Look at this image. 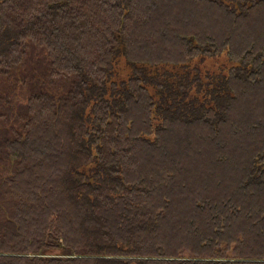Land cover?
<instances>
[{"label": "trees", "instance_id": "obj_1", "mask_svg": "<svg viewBox=\"0 0 264 264\" xmlns=\"http://www.w3.org/2000/svg\"><path fill=\"white\" fill-rule=\"evenodd\" d=\"M0 34V264H264V0H0Z\"/></svg>", "mask_w": 264, "mask_h": 264}, {"label": "bare ground", "instance_id": "obj_2", "mask_svg": "<svg viewBox=\"0 0 264 264\" xmlns=\"http://www.w3.org/2000/svg\"><path fill=\"white\" fill-rule=\"evenodd\" d=\"M143 11H144V10H143ZM11 17H12V16H11ZM13 17H14V19L16 18L15 16H13ZM108 17H109V16H108ZM14 19H13V20H14ZM9 20H10V19H9ZM10 21H11V20H10ZM14 21H15V20H14ZM109 21H110V20H109ZM12 22H13V21H12ZM7 23H10V22H7ZM1 24H2V23H1ZM3 24H4V23H3ZM5 24H6V23H5ZM7 25H8V24H7ZM2 27H3V26H2ZM10 27H11V26H10ZM11 28H12V27H11ZM4 29H5V28H4ZM8 30H9V29H8ZM8 32H9V31H8ZM3 33H6V32L3 31ZM10 33H11V32H9V34H10ZM17 33H18V32H17ZM18 34H19V33H18ZM0 35H1V34H0ZM4 35H5V34H4ZM7 35H8V34H7ZM1 36H3V35H1ZM15 36L17 37V35H15ZM4 37H5V36H4ZM16 37H15V39H16ZM18 37H19V36H18ZM18 37H17V39H18ZM0 38H1V37H0ZM6 38H8V37H6ZM9 38H10V35H9ZM2 39H3V38H2ZM92 39H93V38H92ZM99 39H100V38H99ZM3 40H4V39H3ZM6 40H7V39H6ZM6 40H4V41H6ZM90 40H91V38H90ZM11 41H12V40H11ZM103 41H104V40H103ZM98 42H99V41H98ZM82 43H83V42H82ZM115 43H116V42H115ZM115 43H114V44H115ZM114 46H115V45H114ZM63 47H64V46H63ZM96 48H98V47H96ZM168 49H169V48H168ZM100 52H102V51H100ZM68 57H69V56H68ZM108 57H109V55H108ZM122 57H123V56H122ZM84 58H86V57H84ZM119 58H120V56H119ZM91 60H92V59H91ZM92 61H93V60H92ZM114 61H115V60H114ZM21 62H22V61H21ZM87 62H88V60H87ZM103 62H104V61H103ZM107 62H108V61H107ZM115 62H116V61H115ZM93 65H94V64H93ZM113 65H115V63H114ZM113 65H112V67H114ZM51 67H52V66H51ZM115 68H116V67H115ZM115 68H114V69H115ZM95 71H96V70H95ZM114 73H115V72H114ZM71 75H72V74H71ZM79 78H80V77H79ZM91 79H92V78H91ZM147 79H148V78H147ZM180 79H181V78H180ZM146 81H147V80H146ZM148 81H149V80H148ZM148 81H147V82H148ZM149 82H150V81H149ZM172 83H173V82H172ZM175 84H176V83H175ZM161 89H162V88H161ZM79 93H80V92H79ZM73 95H74V94H73ZM73 97H74V96H73ZM84 98H86V97H84ZM89 98H90V96H89ZM41 100H43V99H41ZM74 100H76V99H74ZM82 100H83V102H84L85 99H82ZM82 100H81V101H82ZM77 101H78V99H77ZM46 102H47V101H46ZM75 102H76V101H75ZM49 103H50V102H49ZM45 104H46V103H45ZM63 104H64V103H63ZM63 104H62V105H63ZM67 104H69V103L67 102ZM83 104H84V103H83ZM85 104H86V103H85ZM85 104H84V105H85ZM51 106H52V105H51ZM70 106H72V105H70ZM70 106H69V107H70ZM76 106H77V105H76ZM49 107H50V105H48V108H49ZM51 108H52V107H51ZM62 108H63V107H62ZM67 108H68V107H67ZM73 108H74V110H73V112H74L76 109H75L74 106H73ZM73 108H72V109H73ZM46 109H47V108H45V110H46ZM59 109H60V107H59ZM63 110H64V109H63ZM63 110H62V111H63ZM69 110H70V109H69ZM60 112H61V110H60ZM69 112H70V111H69ZM69 112H68V113H69ZM41 113H42V112H41ZM51 113H53V112H51ZM51 113L49 112V114H51ZM68 113H67V114H68ZM74 113H75V112H74ZM74 113H72V115H74ZM192 113H193V112H192ZM49 114H48V115H49ZM63 114H64V112H63ZM65 114H66V113H65ZM133 114H134V113H133ZM133 114H132V115H133ZM43 115H45V114H42V116H43ZM53 115H54V114H53ZM127 115H129V114H127ZM130 115H131V114H130ZM130 115H129V116H130ZM132 115H131V116H132ZM195 115H197V114H195ZM49 116H50V115H49ZM68 116H69V115H68ZM74 116H75V115H74ZM131 116H130V117H131ZM46 117H47V116H46ZM53 117H56V115H54ZM66 117H67V116H66ZM70 117H71V116H70ZM70 117H69V118H70ZM99 117H100V116H99ZM127 117H128V116H127ZM36 118H37V117H36ZM36 118H35V119H36ZM43 118H45V117H43ZM103 118H104V117H103ZM103 118H102V119H103ZM57 119H58V117H57ZM72 119H73V117H72ZM72 119H71V120H72ZM130 119H134V117H132V118H130ZM188 119H189V118H188ZM36 120H37V119H36ZM40 120H42V119H40ZM40 120H39V121H40ZM98 120H99V119H98ZM191 120H192V119H191ZM191 120H190V123H191ZM45 121H46V119L43 120V122H45ZM67 121H68V120H67ZM72 121H73V120H72ZM95 121H96V120H95ZM103 121L105 122V120H103ZM124 121H125V120H124ZM174 121H175V120H174ZM176 121H177V120H176ZM50 122H51V121H50ZM65 122H66V121H65ZM113 122H114V121H113ZM113 122H112V124H113ZM188 122H189V121H188ZM193 122H195V120H194ZM101 123H102V120H101ZM105 123H106V122H105ZM105 123H102V124L104 125ZM127 123H128V121H127ZM174 123H175V122H174ZM174 123H173V124H174ZM186 123H187V121H186ZM190 123H189V124H190ZM116 124L119 125V124H121V123L118 124V123L116 122ZM116 124H115V125H116ZM191 124H193V123H191ZM191 124H190V125H191ZM69 125H70V124H69ZM117 125H116V126H117ZM124 125L126 126L127 124H124ZM186 125H187V124H186ZM48 126H49V125H48ZM54 126H55V125H54ZM62 126L64 127V124H63ZM62 126H61V128L63 129ZM67 126H68V125H67ZM111 126H112V125H111ZM111 126H110V127H111ZM119 126H120V125H119ZM122 126H123V124H122ZM57 127H59V126H57ZM68 127H69V126H68ZM113 127H114V124H113ZM113 127H112V128H113ZM120 127H121V126H120ZM127 127H128V126H127ZM127 127H126V128H127ZM49 128H50V126H49ZM65 128H66V126L64 127V129H65ZM94 128H95V127H94ZM173 128H174V126H173ZM46 129H47V128H46ZM58 129H59V128H58ZM64 129H63L62 131H64ZM123 129H125L124 126H123ZM127 129H128V128H127ZM171 129H172V127H171ZM43 130H45V128H43ZM48 130H49V129H48ZM105 130H106V129H105ZM111 130L114 131V129H111ZM141 130H143V128H141ZM177 130H178V129H177ZM100 131H101V130H100ZM172 131H174V129H173ZM46 132H47V131H46ZM59 132H60V131H59ZM117 132H118V131H117ZM174 132H176V131H174ZM70 134H71V133H70ZM111 134H112V133H111ZM62 138H64V137L62 136ZM65 138H66V136H65ZM65 138H64V140H65ZM70 138H71V137H70ZM138 138H139V137H138ZM138 138H137V139H138ZM142 140H143V139H142ZM147 141H148V140H147ZM65 142H66V140H65ZM68 142H72V140H71V141L68 140ZM138 142H139V141H138ZM143 142H144V141H143ZM148 142H149V141H148ZM63 143H64V142H63ZM73 143H74V142H73ZM136 143H137V142H136ZM141 143H142V142H141ZM150 143H151V142H150ZM150 143H149V144H150ZM69 144H70V143H69ZM72 145H74V144H72ZM76 145H77V143H76ZM144 145H145V144L143 143V146H144ZM53 146H54V145H53ZM63 146H64V145H63ZM69 147H70V146H69ZM140 147H141V145H140ZM140 147H139V150H140ZM148 147H149V146H148ZM150 147H151V146H150ZM51 148H52V147H51ZM63 148H64V147H63ZM70 148H71V147H70ZM73 148H74V147H73ZM136 148H137V147H136ZM136 148H135V150L137 151L138 149H136ZM146 148H147V147H146ZM55 149H56V148H55ZM64 149H65V148H64ZM71 149H72V148H71ZM50 150H53V149H50ZM58 150H59V147H58L57 151H58ZM66 150H68V149H66ZM142 150H143V149H142ZM142 150H141V151H142ZM57 151H56V152H57ZM63 151H65V150H63ZM68 151H69V150H68ZM147 151H148V150H147ZM51 152H52V151H51ZM66 152H67V151H66ZM144 152H145V150H144ZM45 153H46V152H45ZM57 153H58V152H57ZM57 153H56V154H57ZM141 153H142V152H140V154H141ZM140 154H139V156H140ZM143 154H144V153H143ZM154 154H155V153H154ZM154 154H153V155H154ZM49 155L51 156V154H49ZM52 155H53V158L56 156L54 153H52ZM57 155H58V154H57ZM45 156H46V155L43 154V158H45ZM137 156H138V155H137ZM47 157H48V156H47ZM130 157H131V155H130ZM257 157H259V156H257ZM43 158H42V159H43ZM55 158H56V157H55ZM133 158H134V156H133ZM136 158H137V157H136ZM141 158H142V157H141ZM42 159H41V160H42ZM46 159H47V161H48V158H46ZM46 159H43V160L46 161ZM143 159H144V158H143ZM255 159H256V158H255ZM51 161H52V160H51ZM134 161H135V159H134ZM255 161H256V160H255ZM132 162H133V161H132ZM252 162H254L253 159H252ZM38 163H39V162H38ZM126 164H127V162H126ZM251 164H253V163H251ZM52 165H54V162H52ZM122 165H123V164H122ZM24 166H25V165H24ZM46 166H47V165H46ZM56 166H57V165H56ZM72 166H73V164H72ZM127 166H128V165H127ZM40 167H42V165H41ZM68 167H69V166H68ZM251 167H252V166H251ZM254 167H256V166H254ZM32 168H34V166H32ZM42 168H43V167H42ZM42 168H41V169H42ZM47 168H49V167H47ZM47 168H43V169L47 170ZM57 168H58V166H57ZM123 168H124V167H123ZM27 169H28V168H26V170H27ZM30 169H31V168H30ZM54 169H55V168H54ZM68 169H71V167H70V168H67V170H68ZM116 169H118V168H116ZM244 169H245V168H244ZM26 170H24V169L22 168V171H26ZM39 170H40V169H39ZM52 170H53V169H52ZM55 170H57V169H55ZM55 170H54V171H55ZM130 170H131V169H130ZM41 171H42V170H41ZM42 172L45 173V171H42ZM66 172H67V171H66ZM50 173H51V172H50ZM52 173H54V172H52ZM52 173H51V174H52ZM72 173H73V172H72ZM20 174H23V173L21 172ZM24 174H25V173H24ZM43 175H45V174H43ZM46 175H47V173H46ZM71 175H72V174H71ZM149 175H150V174H149ZM149 175H148V177H149ZM41 176H42V175H41ZM51 176H52V175H51ZM51 176H50V177H51ZM73 176H74V175H73ZM34 177H35V176H34ZM148 177H147V180H148ZM25 178H26V176H25ZM73 178H74V177H73ZM51 179H52V178H51ZM28 180H29V179H28ZM54 181H55V180H54ZM141 181H142V180H141ZM52 182H53V181H52ZM145 182H146V181H145ZM12 183H14V181H13ZM28 183H29V181H28ZM56 183H57V181H56ZM56 183H55V184H56ZM141 183H142V182H141ZM143 183H144V182H143ZM146 183H147V182H146ZM45 184H46V182H45ZM10 185H11V184H10ZM25 185H26V183H25ZM49 186H50V184H49ZM51 186H52V185H51ZM61 186H62V184H61ZM157 186H158V185H157ZM57 187H59V186H57ZM159 187H160V186H159ZM159 187H158V189H159ZM24 188L26 189L27 187H24ZM41 188H42V187H41ZM50 188H51V187H50ZM156 188H157V187H156ZM236 188H237V187H236ZM11 189H12V188H11ZM21 189H22V188H21ZM165 189H166V188H165ZM238 189H239V187H238ZM25 192H26V191H25ZM42 192H43V191H42ZM147 192H149V191H147ZM156 192H157V191H156ZM233 192H234V191H233ZM251 192H252V191H251ZM28 193H33V192L30 191V192H28ZM28 193L26 192V194H28ZM35 193H37V192H35ZM167 193H168V192H167ZM234 193H235V192H234ZM41 194H45V192H43V193H41ZM46 194H47V193H46ZM46 194H45V195H46ZM149 194H150V193H149ZM24 195H25V194H24ZM64 195H65V194H64ZM154 195H155V194H154ZM234 195H235V194H234ZM31 196H32V195H31ZM35 196H36V195H35ZM35 196H34V197H35ZM231 196H232V195H231ZM154 197L157 198L158 195H157V196H153L152 199H154ZM159 197L162 198L163 195H162V196H159ZM234 197L236 198V196H234ZM45 198H46V196H45ZM48 198H49V197H48ZM64 198H65V197H64ZM232 198H233V197H232ZM232 198H231V199H232ZM235 198H234V199H235ZM40 199H41V198H40ZM143 199H144V198H143ZM148 199H149V198H147V200H148ZM234 199H233V200H234ZM57 200H58V199H57ZM57 200H56V198H55V199H54V202H55V201L58 202ZM150 200H151V199H150ZM158 200H159V199H158ZM158 200H157V201H158ZM162 200H164V198H163ZM228 200H230V199H228ZM34 201H35V200H34ZM37 201H38V200H37ZM63 201H65V199H64V200L62 199V202H63ZM47 202H48V201H47ZM54 202H52V203L55 204ZM148 202H149V201H148ZM237 202H238V201H237ZM40 204H41V203H40ZM49 204H50V202H49ZM57 204H58V203H57ZM241 204H242V203H241ZM28 205H29V203H28ZM35 205H36V204H35ZM58 205H59V204H58ZM150 205H151V204H150ZM228 205L230 206V203H228ZM234 205H235V203H234ZM238 205H239V204H238ZM244 205H246V204L244 203ZM29 206H30V205H29ZM38 206H39V205H38ZM40 206H41V205H40ZM60 206H61V205H60ZM152 206H153V204H152ZM167 206H169V205H167ZM242 206H243V204H242ZM247 206H248V205H247ZM56 207H57V208H56ZM56 207H55V208L58 209V206H56ZM153 207H154V206H153ZM233 207H234V206H233ZM239 207H240V206H239ZM239 207H238V208H239ZM249 207H250V206H249ZM252 207H253V206H252ZM256 207H258V206H255L254 208H256ZM29 208H30V207H29ZM247 208H248V207H247ZM40 209H41V208H40ZM243 209H244V207H243ZM256 209L258 210L259 207L256 208ZM256 209H252V210H256ZM261 209H262V208H261ZM41 210H42V209H41ZM41 210H40V212H42ZM50 210H51V209H50ZM250 210H251V209H250ZM246 211H247V210H246ZM246 211H245V212H246ZM243 212H244V211H243ZM160 213H161V212H160ZM164 213H165V212H164ZM251 213L253 214L252 211H251ZM25 214H26V212H25ZM27 214L30 215L28 212H27ZM27 214H26V215H27ZM37 214H38V213H37ZM166 214H167V213H166ZM229 214H230V213H229ZM239 214H240V213H239ZM255 214H256V213H255ZM257 214H258V213H257ZM257 214H256V216L258 217L259 214H258V215H257ZM39 215H40V214H39ZM65 215H66V214H65ZM163 215H164V214H163ZM170 215H171V214H170ZM220 215H221V213H220ZM220 215H219V217H220ZM240 215H242V214H240ZM24 216H25V215H24ZM33 216H35V214H34ZM165 216H166V215H165ZM165 216H164V217H165ZM223 216H224V215H223ZM254 216H255V215H254ZM30 217H31V216H30ZM99 217H100V216H99ZM164 217H163V218H164ZM22 218H23V220H24V217H22ZM28 218H29V217H27V220H28ZM34 218H35V217H34ZM34 218H33V219H34ZM95 218H96V217H95ZM166 218H167V217H166ZM29 219H31V218H29ZM254 219H255V218H254ZM21 220H22V219H21ZM23 220H22V221H23ZM62 220H63V219H62ZM252 220H253V219H252ZM261 220H262V219H261ZM31 221H32V220H31ZM31 221H30V222H31ZM27 222H29V221H27ZM134 222H135V221H134ZM243 222H244V220H243ZM255 222H257L256 219H255ZM59 223H60V222H59ZM66 223H67V221H66ZM22 224H23V223H22ZM25 224H26V223H25ZM63 224H64V223H63ZM239 224H240V226H241V223H239ZM64 225H65V224H64ZM64 225H63V226H64ZM245 225H246V224H245ZM247 225H248V224H247ZM249 226H251V225H249ZM249 226H248V227H249ZM78 228H79V227H77L76 230H78ZM80 228H82V227H80ZM80 228H79V230H80ZM245 228H246V226H245ZM246 229H247V228H246ZM246 229H245V230H246ZM68 232H69V231H68ZM76 233H77V232H76ZM241 233H242V232H241ZM84 234H85V233H84ZM77 235H78V233H77ZM65 236H68V235L66 234ZM69 236H70V235H69ZM73 237H74V236H73ZM76 237H77V236H76ZM83 237H84V235H83ZM85 237L88 238V237H87V234H86ZM247 237H248V234H247ZM77 238H78V237H77ZM79 238H80V237H79ZM86 238H85V239H86ZM88 239H89V238H88ZM80 240H81V239H80ZM74 241H75V240H74ZM77 241H78V240H77ZM88 241H89V240H88ZM161 241H162V240H161ZM70 242H71V241H70ZM81 242H82V241H81ZM81 242H80V243H81ZM162 242H163V241H162ZM73 243H74V242H73ZM77 243H78V242H77ZM69 244H70V243H69ZM81 244H82V243H81ZM77 245H78V244H77ZM77 245H76V247H77ZM85 245H86V244H85ZM74 246H75V244H74ZM88 246H89V245H88ZM93 246H94V245H93ZM81 247H82V246H81ZM90 247H91V246H90ZM1 259H2V258H1ZM106 259H107V258H106ZM113 259H114V258H113ZM179 260H180V259H179ZM43 262H45V261H43ZM48 262H49V261H48ZM255 262H256V261H255ZM1 264H3V263L1 262ZM90 264H91V263H90Z\"/></svg>", "mask_w": 264, "mask_h": 264}, {"label": "rangeland", "instance_id": "obj_3", "mask_svg": "<svg viewBox=\"0 0 264 264\" xmlns=\"http://www.w3.org/2000/svg\"><path fill=\"white\" fill-rule=\"evenodd\" d=\"M122 51V49H119ZM120 56V58H119ZM122 53L116 58L117 76L115 79L119 82L126 80L131 74V66L127 63ZM233 64L228 59L227 55H222L215 58H197L190 64L183 66L182 71H189L191 73H201L202 76L210 74L226 73ZM92 166L87 167L85 170L90 172Z\"/></svg>", "mask_w": 264, "mask_h": 264}]
</instances>
